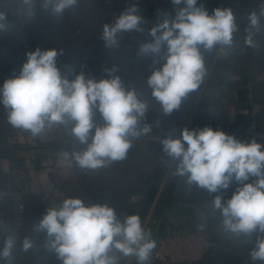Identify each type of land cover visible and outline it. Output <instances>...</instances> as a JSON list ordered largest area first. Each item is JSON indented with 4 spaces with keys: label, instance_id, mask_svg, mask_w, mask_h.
Returning a JSON list of instances; mask_svg holds the SVG:
<instances>
[{
    "label": "clouds",
    "instance_id": "9594fccd",
    "mask_svg": "<svg viewBox=\"0 0 264 264\" xmlns=\"http://www.w3.org/2000/svg\"><path fill=\"white\" fill-rule=\"evenodd\" d=\"M171 2L174 16L164 12L162 19L147 29L137 3L127 6L113 23L103 26L100 37L105 48L117 49L124 33L147 34L148 39L138 46V55L150 58L153 64L164 61L147 77L151 96L164 115L179 110L200 89L208 74L206 54L227 56L235 47L238 31L231 7H216L209 14L203 5L198 6V0ZM22 4L26 17L34 18L37 0H22ZM78 4L79 0H39L40 9L56 18ZM261 18L264 4L247 16V46L255 47ZM6 31L7 15L0 12V33ZM62 54L56 48L29 51L19 74L4 81L0 105L6 110L8 123L32 137L54 126L63 127L84 145L70 154L80 169L97 170L126 159L133 140L151 130L139 123L148 111V101L135 88L125 86L115 67L105 69L108 78L97 80L80 72L68 79L57 66ZM97 112L103 124L95 123ZM161 145L175 162L173 174L183 177L189 190L196 187L215 194L211 208L219 213L223 231L253 244L250 259L264 264V144L255 138L241 141L206 126L199 130L185 127L179 138L164 136ZM250 176L256 179L245 183ZM233 180L238 187L225 201L222 190ZM33 231L44 234L45 247L61 264H121L122 257L148 264L156 248L138 214L121 220L108 204L86 205L81 198H65L58 207L47 208ZM16 245L17 236L9 231L0 247V260L5 264H12ZM34 246L31 237L23 238L24 252Z\"/></svg>",
    "mask_w": 264,
    "mask_h": 264
},
{
    "label": "crops",
    "instance_id": "0c3cea01",
    "mask_svg": "<svg viewBox=\"0 0 264 264\" xmlns=\"http://www.w3.org/2000/svg\"><path fill=\"white\" fill-rule=\"evenodd\" d=\"M135 3L145 18L146 29L162 19L164 12L175 14L171 0H79L75 8L56 18L41 10L37 0L36 15L28 18L22 0H0V12L7 15L8 23V31L0 33V76L11 78L19 74L27 52L56 48L63 52L57 58V66L68 79H74L80 72L97 80L108 78L105 69L115 67L125 86L135 88L148 101L144 126L169 120L173 113L164 115L160 111L147 86L151 71L161 67L164 61L153 64L150 58L138 55V46L148 39L147 34L124 33L117 49L105 48L100 38L103 26L113 23L121 11ZM262 4L264 0H198V6L203 5L209 14L216 7H231L238 31L234 34L235 47L227 56L217 52L206 54L208 74L200 89L179 109L188 125L208 123L214 130L233 134L241 141L245 130L264 129V18H261V31L254 36L255 47L244 42L247 16L252 10H259ZM3 83L0 79V87ZM94 120L96 124L104 123L98 112ZM29 134L12 127L6 110L0 105V138L18 143ZM81 148L68 147L61 152L43 147L0 148L3 170L0 173V247L10 231L8 191L12 186L14 160L23 162L26 168L24 237L35 241V246L27 252L22 250L21 243L17 244L12 264H61L45 247L44 234L33 231V226L46 214L47 208L58 207L65 198H81L86 205L106 203L121 220L126 215L138 214L153 239L161 220L166 218L167 208L173 204L193 206L206 216L205 219L194 218L195 226L199 228L204 224L203 229L217 245L204 258L190 264H254L249 256L253 244L233 239L221 228L220 215L211 208L215 194L209 195L196 187L189 190L184 178L173 174V160L169 159L165 166L159 164L158 148L131 147L126 159L97 170L80 169L70 160V154ZM254 179L252 177L251 182ZM237 187L234 181L222 190L225 201ZM168 218L166 230L187 227L189 222V217L184 216ZM0 264L5 261L0 260ZM121 264L137 262L135 258L122 257ZM148 264L158 263L150 258Z\"/></svg>",
    "mask_w": 264,
    "mask_h": 264
},
{
    "label": "built area",
    "instance_id": "2783aa9c",
    "mask_svg": "<svg viewBox=\"0 0 264 264\" xmlns=\"http://www.w3.org/2000/svg\"><path fill=\"white\" fill-rule=\"evenodd\" d=\"M133 33V32H132ZM132 33H126L131 35ZM151 130L140 135L132 142V147L151 148L160 150L158 162L165 166L169 162V157L162 150L161 140L164 136L171 135L179 138L183 128L189 130H199L210 126L208 123L201 125H188L179 110L173 112L169 120L155 124L145 125ZM144 127V126H143ZM255 138L257 142H264V129L252 128L245 130L242 141H250ZM25 146L32 148H47L61 152L68 147H84L63 127H52L38 137L27 135L18 143L9 142L0 138V148ZM26 174L25 164L14 160L12 168V186L8 191L10 198V231L15 232L17 244L21 243L25 233V209H26V188L24 177ZM195 219L189 218L187 227H177L165 230V234L159 237V242L153 250L151 259L158 264H190L196 260L204 258L206 254L217 245L211 240L205 229L195 226Z\"/></svg>",
    "mask_w": 264,
    "mask_h": 264
},
{
    "label": "water",
    "instance_id": "95a60500",
    "mask_svg": "<svg viewBox=\"0 0 264 264\" xmlns=\"http://www.w3.org/2000/svg\"><path fill=\"white\" fill-rule=\"evenodd\" d=\"M1 80H6L8 79V77L5 76H0ZM140 123V127L144 126V122L143 120L139 122ZM1 164V161H0ZM2 168L0 166V173H2ZM252 177H249V182H251ZM235 180H233L230 185H232L234 183ZM171 216H184V217H189V218H196V219H205V214L199 210L198 208H195L193 206H188V205H171L169 208H167L166 210V218H163L156 230L155 236H154V240L156 241V247L158 245L159 242V237L165 234V230H166V225L169 224L170 220L168 217ZM156 249V248H155ZM154 249V250H155Z\"/></svg>",
    "mask_w": 264,
    "mask_h": 264
}]
</instances>
